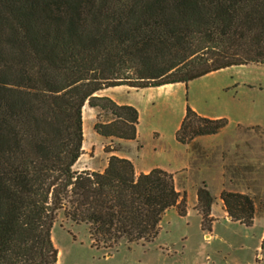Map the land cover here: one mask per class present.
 Wrapping results in <instances>:
<instances>
[{"label":"trees","instance_id":"1","mask_svg":"<svg viewBox=\"0 0 264 264\" xmlns=\"http://www.w3.org/2000/svg\"><path fill=\"white\" fill-rule=\"evenodd\" d=\"M248 64L264 65V0H0V264H56L60 211L89 227L96 248L152 242L167 210L185 216L172 173L136 174L112 145L104 170H74L82 109L113 116L95 122L98 135L134 141L136 108L99 91L187 84ZM227 123L186 105L175 139L189 144ZM219 197L230 220L253 225L249 195ZM196 201L210 232L215 198L205 182Z\"/></svg>","mask_w":264,"mask_h":264},{"label":"rangeland","instance_id":"2","mask_svg":"<svg viewBox=\"0 0 264 264\" xmlns=\"http://www.w3.org/2000/svg\"><path fill=\"white\" fill-rule=\"evenodd\" d=\"M117 103L138 111L137 138H104L94 130L97 121L113 118L108 112L82 109L83 153L76 171H100L110 154L104 146L132 161L136 174L159 167L173 174L175 187L186 193L185 216L171 208L162 216L161 230L152 242L115 247L92 246L89 227L70 220L63 211L51 230L59 252L56 264H264V65L232 66L187 84L166 88H113ZM186 105L198 114L224 117L227 125L216 135L181 144L175 133ZM107 165V164H106ZM205 182L215 198L212 229H201L196 189ZM225 190L245 191L255 204L252 226L228 218L219 197Z\"/></svg>","mask_w":264,"mask_h":264},{"label":"crops","instance_id":"3","mask_svg":"<svg viewBox=\"0 0 264 264\" xmlns=\"http://www.w3.org/2000/svg\"><path fill=\"white\" fill-rule=\"evenodd\" d=\"M119 87H124V86H119ZM114 88H118V87H114ZM113 88H108V89H105V90H102V91H99L97 94L98 95H101V96H108V97H110V98H112L114 101H115V98L114 97H111V95L109 94L110 92H111V90H112ZM118 104H121V103H118ZM87 105V104H86ZM123 105H125V104H123ZM88 106V105H87ZM89 107V106H88ZM92 109H96V108H92ZM222 131V130H221ZM219 137H220V133H217V140L219 139ZM116 154V153H115ZM116 155H118V154H116ZM106 164H107V161H105V163L103 164V169L102 170H104V168L106 167ZM75 166V165H74ZM102 170H100V171H102ZM151 170V169H150ZM150 170H148V171H144V173H147V172H149ZM220 185H221V187H220V189H219V194H220V192L222 191V190H225L224 188V185L222 184V183H220ZM230 191V190H229ZM232 192H237V191H232ZM239 193H245V191H238ZM212 210H213V206H212Z\"/></svg>","mask_w":264,"mask_h":264},{"label":"bare ground","instance_id":"4","mask_svg":"<svg viewBox=\"0 0 264 264\" xmlns=\"http://www.w3.org/2000/svg\"><path fill=\"white\" fill-rule=\"evenodd\" d=\"M169 85H172V84H169ZM166 86L168 85H163V86H160V87H157L158 89H163V88H166ZM86 106V105H85ZM85 106L83 107V110L85 108ZM83 118V117H82ZM52 240L54 241V237H52ZM58 256H59V252H58Z\"/></svg>","mask_w":264,"mask_h":264}]
</instances>
